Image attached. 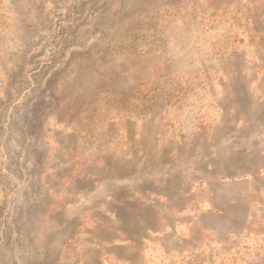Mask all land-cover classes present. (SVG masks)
<instances>
[{"label": "rangeland", "instance_id": "374dc122", "mask_svg": "<svg viewBox=\"0 0 264 264\" xmlns=\"http://www.w3.org/2000/svg\"><path fill=\"white\" fill-rule=\"evenodd\" d=\"M0 264H264V0H0Z\"/></svg>", "mask_w": 264, "mask_h": 264}]
</instances>
